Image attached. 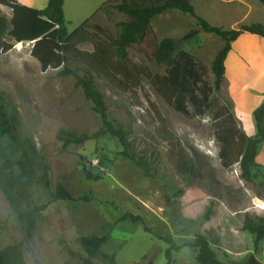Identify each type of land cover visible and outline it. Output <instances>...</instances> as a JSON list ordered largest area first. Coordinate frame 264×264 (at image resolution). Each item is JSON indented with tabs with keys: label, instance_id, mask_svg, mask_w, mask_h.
Here are the masks:
<instances>
[{
	"label": "rangeland",
	"instance_id": "obj_1",
	"mask_svg": "<svg viewBox=\"0 0 264 264\" xmlns=\"http://www.w3.org/2000/svg\"><path fill=\"white\" fill-rule=\"evenodd\" d=\"M103 1L67 0L69 32L77 30L83 21H91L118 38L122 32L119 24L127 17L115 9L101 12L98 7ZM191 1L197 15L216 27L231 29L244 17L247 24L264 20L260 11L264 4L258 0H244L253 2L254 11L249 16L247 8L228 0H212L204 5ZM0 15L11 20L12 10L0 5ZM152 25L153 33L141 46L130 50L129 60L155 77L164 74L166 67L151 59L154 43L166 38L181 39L197 28V22L190 15L169 10L154 18ZM223 46L220 37L203 32L198 39L181 43L182 50L209 68ZM80 49L94 51L92 44ZM31 51L30 44L16 43L12 51L0 53V97L18 109L24 135L47 174L50 188L55 190L61 184L74 200L56 201L39 215L35 237L27 247V264H82L84 253L78 239L86 236L108 237L101 250L110 259L97 260L96 264H166L169 248L172 264H199L198 250L187 246L198 236L208 240L224 264H243L251 254L264 263V241L255 253V238L243 229L247 215L264 218V213L253 210L255 198L264 201V169L254 170L256 178L246 182L239 164L229 169L223 167L218 158L213 111L204 118L177 112L148 78H144L138 99L114 91L98 80L99 89L105 94L109 120L125 130L131 153L145 158L151 175L124 156L121 141L112 135L64 150L58 140L60 129L79 136L91 135L103 128V122L73 76L62 77L54 70L44 72ZM146 94L169 129L194 156L201 176H184L168 160L167 145L157 137L156 121L146 111ZM216 96L223 101L232 100L225 81ZM85 171L101 180L88 181ZM130 214L142 221H122ZM0 220L1 251L23 238L10 204L1 193ZM234 238L244 245L245 252L233 251Z\"/></svg>",
	"mask_w": 264,
	"mask_h": 264
},
{
	"label": "trees",
	"instance_id": "obj_2",
	"mask_svg": "<svg viewBox=\"0 0 264 264\" xmlns=\"http://www.w3.org/2000/svg\"><path fill=\"white\" fill-rule=\"evenodd\" d=\"M264 4V0H258ZM65 0H50L43 10L33 9L19 3V0H0V5L12 10L9 20L0 15V53L12 51L16 43L30 44L31 55L44 72L59 71L62 77L73 76L76 86L82 89L86 99L101 117L103 128L94 134L77 135L60 129L58 140L63 149L71 145H83L99 140L106 135L117 137L123 147L124 156L135 162L151 175L145 158H138L131 152V144L123 128L116 127L108 115L105 94L99 89L98 80L114 91L131 94L138 99L143 91L144 78L150 80L157 93L177 112L191 118H204L213 111V129L219 145L218 158L224 168L239 164L241 176L252 182L254 170L261 168L257 156L264 144V102L254 111L256 134L248 136L234 114L233 101L219 99L226 75V60L232 43L243 33L264 37L261 23L243 24L236 29H224L210 24L196 13L191 0H107L101 12L118 10L127 17L119 24L121 35L116 38L106 28L91 21L69 33L64 12ZM176 10L190 15L197 22V28L181 39L166 38L153 45L151 59L166 72L150 77L137 64L129 60L130 50L141 46L153 33V20L166 11ZM213 34L224 41L223 48L215 57L211 68L181 49L183 41L198 39L201 33ZM92 44L94 51L86 52L80 47ZM133 99V98H132ZM150 112L155 122V133L167 145V157L175 169L184 176H201L195 158L180 139L169 129L166 119L155 103L146 94ZM156 151L153 155H156ZM101 157L107 159L104 154ZM88 181L98 182L101 177L85 171ZM0 193L8 200L13 216L23 232V238L0 251V264H27L28 245L35 237L39 215L56 201H73L71 193L61 184L55 190L50 188L36 153L31 151L29 141L23 132L18 109L0 97ZM139 223L140 217L126 215L122 221ZM3 226L0 220V230ZM243 229L254 236L255 253L264 240V218L245 217ZM146 231L149 229L146 228ZM108 237H80L84 257L82 264H96L97 260L110 259L102 253ZM233 248L236 253L246 251L236 238ZM188 247L198 250L199 264H224L210 246L208 240L198 236ZM172 250L166 251V264H172ZM114 262V259H111ZM243 264H263L255 254L247 256Z\"/></svg>",
	"mask_w": 264,
	"mask_h": 264
},
{
	"label": "crops",
	"instance_id": "obj_3",
	"mask_svg": "<svg viewBox=\"0 0 264 264\" xmlns=\"http://www.w3.org/2000/svg\"><path fill=\"white\" fill-rule=\"evenodd\" d=\"M49 1L50 0H19V3L33 9L43 10L48 6ZM106 1L107 0H104L101 3L98 10L101 9ZM198 1H200L199 3L201 5L212 2V0ZM228 1L231 4L238 3L247 8L248 16L254 11L253 2L249 3L244 0ZM66 6L67 0L64 2L65 18L67 17ZM260 11L264 13V8H261ZM75 18L76 16H74V19ZM245 18L246 17H244V20L241 22H236V25L231 29H236L243 24H247ZM66 21L68 27L69 21L67 18ZM86 22L88 21H83L78 28ZM252 23H261L264 25V20L256 19ZM224 81L227 92L234 104V114L236 118L241 122L245 133L250 137L254 136L256 134L254 111L264 102V37L250 33H243L232 43V49L226 60V75ZM257 164L264 169V144L257 156Z\"/></svg>",
	"mask_w": 264,
	"mask_h": 264
},
{
	"label": "built area",
	"instance_id": "obj_4",
	"mask_svg": "<svg viewBox=\"0 0 264 264\" xmlns=\"http://www.w3.org/2000/svg\"><path fill=\"white\" fill-rule=\"evenodd\" d=\"M253 210L257 213H264V201L261 198L257 197L253 200Z\"/></svg>",
	"mask_w": 264,
	"mask_h": 264
}]
</instances>
